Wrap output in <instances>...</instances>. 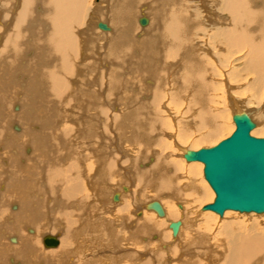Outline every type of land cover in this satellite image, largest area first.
I'll use <instances>...</instances> for the list:
<instances>
[{"label": "bare ground", "instance_id": "1", "mask_svg": "<svg viewBox=\"0 0 264 264\" xmlns=\"http://www.w3.org/2000/svg\"><path fill=\"white\" fill-rule=\"evenodd\" d=\"M92 1L0 0V264H264V213L179 203L211 192L177 143L263 131L264 0Z\"/></svg>", "mask_w": 264, "mask_h": 264}, {"label": "water", "instance_id": "2", "mask_svg": "<svg viewBox=\"0 0 264 264\" xmlns=\"http://www.w3.org/2000/svg\"><path fill=\"white\" fill-rule=\"evenodd\" d=\"M100 27L106 29L105 25ZM235 132L212 148L188 151V162L204 164V176L216 193L213 204L203 208L222 215L226 210L264 213V138L252 137L255 123L247 114L234 116ZM154 208L162 214L161 207ZM176 232L179 223H172ZM49 246V244H47Z\"/></svg>", "mask_w": 264, "mask_h": 264}, {"label": "rangeland", "instance_id": "3", "mask_svg": "<svg viewBox=\"0 0 264 264\" xmlns=\"http://www.w3.org/2000/svg\"><path fill=\"white\" fill-rule=\"evenodd\" d=\"M96 1L97 0H93L92 1V3H96ZM96 30V29H95ZM96 31H98V30H96ZM246 113L247 111H244L243 110V113ZM226 116L223 118V125H225V129L223 130V132L221 133V135H219L218 136V140L219 141H221V140H226V139H228L233 133H232V131L230 132V127L232 128L233 126H234V122H233V116H234V113L233 112H231V113H227V114H225ZM251 115L254 117V115L251 113ZM187 119L188 117H182V116H176L174 119H173V125H174V127H175V125H178V124H180L181 122V120L182 119ZM257 118V117H256ZM255 117L253 118L254 119V121H255V123H260V118H257L256 119ZM174 120H179V122L176 124L175 123V121ZM257 120H259L258 122H257ZM263 126H264V124L263 123H261ZM264 128V127H263ZM175 130H176V127H175ZM173 131L171 134L172 135H175V136H177V133H176V131ZM235 132V131H234ZM255 132V130L253 131V133ZM195 133V134H194ZM208 133V130H206V129H203V130H201V131H195V130H193L192 132H191V134H190V136L191 137H189L187 140H185L184 141V143L183 144H181V143H179V141L177 142L178 144H179V147H181V148H185V149H188V150H201V149H203V148H210V147H213V146H215V144L216 143H219L218 142V140L216 141V140H214V141H205V140H202L203 139V135H206ZM229 133H230V135H229ZM232 133V134H231ZM193 135V136H192ZM202 135V136H201ZM253 137H257V138H264V129H263V131L261 132V134L260 135H253ZM166 140V139H165ZM216 141V142H215ZM222 142V141H221ZM213 144V145H212ZM175 145H176V143L174 144V148H175V151H176V155H175V157L174 158H172L173 160H179V161H177V162H180L179 164H181L180 166H181V168H183L184 170V172L183 173H185V170L187 169V167H188V163L184 160V163L181 161V159H176L177 157L179 158V153L181 152L179 149L180 148H178V146H176L175 147ZM196 150V151H197ZM179 152V153H178ZM178 153V154H177ZM182 153V152H181ZM180 153V154H181ZM183 160V159H182ZM182 162V163H181ZM187 163V164H186ZM192 164L193 163H190V165L192 166ZM197 174H198V176H197V179L198 180H196V182H197V184L198 185H200V186H204V185H207V187L209 186L208 185V183L205 181V178H204V174H203V171L201 170L200 171V169H197V172H196ZM186 174H181V181L182 182H187V177L185 176ZM184 180H183V179ZM189 182V181H188ZM209 189H210V192H211V194L209 195V196H207L204 200H198L197 202H192L191 200H194L195 199V197L194 198H192V197H189V198H187V197H184L186 200H180L179 201V203H181V204H185V205H187V204H189V209L192 207V209L194 208V207H196V206H205V205H209V204H213L214 202H213V200H215V198H216V195H215V193L214 194H212L213 193V190L210 188V186L208 187ZM213 196L215 197V198H213ZM153 197H154V195L152 194V193H150L149 195H148V198L149 199H147V200H145L144 202L146 203V202H151L152 200H153ZM211 198H213V199H211ZM177 204H176V202L174 203V206H176ZM178 207V206H177ZM170 208V207H169ZM178 209H179V207H178ZM180 210V209H179ZM136 210H134V212H135ZM181 211V210H180ZM183 215V214H182ZM180 216V218L183 220V217L184 216ZM110 218H111V215H108ZM131 216L132 217H136V215H134V213H131ZM190 217H194L195 215L194 214H190L189 215ZM103 217V216H102ZM145 217L146 218H148V219H152L151 218V216L149 215V213H147L146 215H145ZM158 216H156L155 218L158 220V218H157ZM196 217V216H195ZM194 217V218H195ZM137 218V217H136ZM136 218L134 219V221H136ZM197 218V217H196ZM231 218V217H230ZM255 219H259L260 220V218H263V217H254ZM105 219V218H104ZM186 220H187V223H189V225L191 224L190 222V220H189V218H185ZM202 219L204 220V218L203 217H200V221L202 222ZM205 219H208V215L206 216V218ZM106 220V219H105ZM113 220V219H112ZM219 221H222L221 219H218ZM107 221V220H106ZM163 221V220H162ZM113 223H114V226L116 227L117 225H119V222H117L116 220H113L112 221ZM204 222V221H203ZM166 223V222H165ZM167 224V223H166ZM205 225V224H204ZM204 225H201V227L202 226H204ZM168 227V226H167ZM166 228V227H165ZM169 228V227H168ZM161 232H164V230H163V228L161 229V231L159 232V233H161ZM168 232H170V230L168 229ZM189 232L190 231H188V229L186 230V232H185V236L183 235V237L182 238H187V236H189ZM158 233V234H159ZM170 234V239H171V242L170 243H172V244H175V243H177L178 241H176L175 239H174V241L172 240V236H171V232L169 233ZM181 238V237H180ZM179 238V239H180ZM183 240V239H182ZM182 240L180 239V242H178V243H181L182 242ZM155 241V239H154V237H151V242H154ZM166 241H168V240H164L163 239V244L165 243V245H167L168 243H166ZM186 241H189V237L186 239ZM40 242H41V239H40ZM83 242V245L85 246V253H86V243L84 242V241H82ZM162 242H160V243H157L156 245H151V249L149 250V254H156L158 251H160L161 249H160V245H163V244H161ZM184 242V241H183ZM124 243V242H123ZM182 244V243H181ZM144 245V244H143ZM186 245V244H185ZM46 246V245H45ZM154 246V247H153ZM125 249L126 248H128L127 246H125L124 247ZM131 248H133V249H129V250H131V252L133 251V250H139V249H135V247H131ZM162 248V247H161ZM171 248V247H170ZM88 249V248H87ZM91 250H93L92 248L91 249H89V251H87V255H89L90 257H91ZM219 250H221V249H219ZM165 251V249H163V252ZM167 251H165L164 253H166ZM222 252H224L223 250H222ZM147 253L148 252H144V251H142V254L144 255V257L145 258H147ZM120 254V253H119ZM228 257V256H227ZM113 258H112V255L110 254V253H107L106 255H102V257H101V262H102V264H114V261L113 262H110V260H112ZM174 262H173V264H176L177 262H176V259L175 260H173ZM205 262L207 263H209L210 264V262L208 261V259L207 260H205ZM207 263V264H208ZM214 263V262H213ZM163 264H165V263H163ZM214 264H217V263H214ZM225 264V263H224Z\"/></svg>", "mask_w": 264, "mask_h": 264}]
</instances>
